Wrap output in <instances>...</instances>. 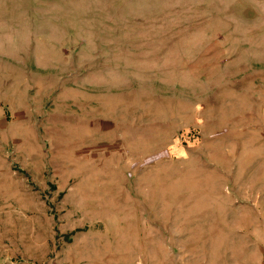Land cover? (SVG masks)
Masks as SVG:
<instances>
[{
	"label": "rangeland",
	"instance_id": "rangeland-1",
	"mask_svg": "<svg viewBox=\"0 0 264 264\" xmlns=\"http://www.w3.org/2000/svg\"><path fill=\"white\" fill-rule=\"evenodd\" d=\"M0 264H264V0H0Z\"/></svg>",
	"mask_w": 264,
	"mask_h": 264
}]
</instances>
